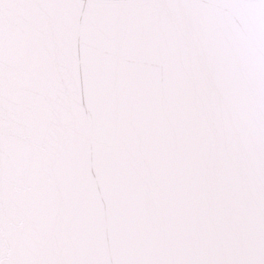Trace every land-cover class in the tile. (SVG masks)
<instances>
[{"label":"snow or ice","instance_id":"snow-or-ice-1","mask_svg":"<svg viewBox=\"0 0 264 264\" xmlns=\"http://www.w3.org/2000/svg\"><path fill=\"white\" fill-rule=\"evenodd\" d=\"M0 264H264V0H0Z\"/></svg>","mask_w":264,"mask_h":264}]
</instances>
